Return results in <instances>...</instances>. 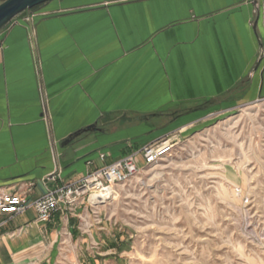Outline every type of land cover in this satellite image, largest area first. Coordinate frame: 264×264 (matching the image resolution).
<instances>
[{
  "label": "crops",
  "instance_id": "crops-1",
  "mask_svg": "<svg viewBox=\"0 0 264 264\" xmlns=\"http://www.w3.org/2000/svg\"><path fill=\"white\" fill-rule=\"evenodd\" d=\"M257 2L256 17L254 0H52L30 12L31 29L17 19L0 32V189L37 199L206 112L264 98ZM99 211L0 214V264H127Z\"/></svg>",
  "mask_w": 264,
  "mask_h": 264
},
{
  "label": "rangeland",
  "instance_id": "rangeland-1",
  "mask_svg": "<svg viewBox=\"0 0 264 264\" xmlns=\"http://www.w3.org/2000/svg\"><path fill=\"white\" fill-rule=\"evenodd\" d=\"M165 137L168 158L92 206L117 252L127 264H264V100Z\"/></svg>",
  "mask_w": 264,
  "mask_h": 264
},
{
  "label": "built area",
  "instance_id": "built-area-1",
  "mask_svg": "<svg viewBox=\"0 0 264 264\" xmlns=\"http://www.w3.org/2000/svg\"><path fill=\"white\" fill-rule=\"evenodd\" d=\"M260 100L264 98L256 102ZM176 144L173 138H160L111 164L99 166L78 182L47 191L34 200H29L25 194L0 189V214L16 216L32 209L37 214V220L44 223L61 205L69 208L81 204L91 207L103 205L107 199L104 200L101 195H105L112 186L127 181L141 168L140 163L150 167L168 158ZM99 157L104 159L103 154Z\"/></svg>",
  "mask_w": 264,
  "mask_h": 264
},
{
  "label": "water",
  "instance_id": "water-1",
  "mask_svg": "<svg viewBox=\"0 0 264 264\" xmlns=\"http://www.w3.org/2000/svg\"><path fill=\"white\" fill-rule=\"evenodd\" d=\"M50 1L52 0H0V32L11 26L17 19L21 17H24L25 22L28 24L29 28L31 29L30 20H29L30 12L34 8L46 4ZM254 12L257 17L259 13V6L257 0H254ZM255 27H256V21L253 24V28ZM262 57H263V53L262 51H260L258 60L256 61V63L249 72V77H251L256 71ZM96 130L97 128L95 124L87 126L83 130L78 131L77 133L73 134L72 136L64 140L61 145L64 146L69 144L72 140H74L84 132L96 131ZM53 154L56 158V152L54 146H53Z\"/></svg>",
  "mask_w": 264,
  "mask_h": 264
},
{
  "label": "bare ground",
  "instance_id": "bare-ground-1",
  "mask_svg": "<svg viewBox=\"0 0 264 264\" xmlns=\"http://www.w3.org/2000/svg\"><path fill=\"white\" fill-rule=\"evenodd\" d=\"M114 195H115V192H114L113 188H110L105 195H101V196L105 200V199H111V198H113ZM106 196H107V198H106Z\"/></svg>",
  "mask_w": 264,
  "mask_h": 264
},
{
  "label": "trees",
  "instance_id": "trees-1",
  "mask_svg": "<svg viewBox=\"0 0 264 264\" xmlns=\"http://www.w3.org/2000/svg\"><path fill=\"white\" fill-rule=\"evenodd\" d=\"M35 9V8H34Z\"/></svg>",
  "mask_w": 264,
  "mask_h": 264
}]
</instances>
